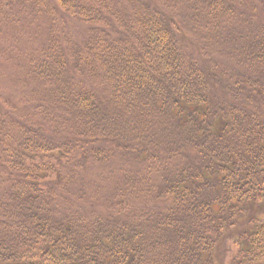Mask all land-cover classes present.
<instances>
[{
    "label": "trees",
    "instance_id": "obj_1",
    "mask_svg": "<svg viewBox=\"0 0 264 264\" xmlns=\"http://www.w3.org/2000/svg\"><path fill=\"white\" fill-rule=\"evenodd\" d=\"M260 2L201 0L197 8L188 7L185 16L194 24L204 18L208 34L218 27L238 38L226 41L237 53L234 75L219 74L215 82L209 79L215 74L204 78L196 62L191 77L183 68L175 35L183 28L195 32V26L173 17L176 2L140 3L121 16L114 0H0V23L8 21L9 4L46 18L47 44L29 59L26 76L47 85L49 102L80 120L86 132H109L115 107L133 116L149 115L152 107L162 122H170L154 132L161 138L147 141L151 160L162 165L156 167L159 179L147 177L136 183L142 189L130 192L145 206H127L116 192L97 205L82 203L83 210L84 195L75 201L69 194L74 172L68 168L79 163L83 155L75 148L84 145L95 160L105 161L107 151L92 147L99 139L75 148L72 141L38 140L13 107L6 112L0 106V264H264ZM56 12L92 27L75 53L59 44ZM76 77L101 80L107 107L100 110L106 104L90 88L78 87ZM217 84L223 93L212 91L221 103L208 95ZM125 137L116 139L121 153L132 151ZM162 146L165 157L155 154Z\"/></svg>",
    "mask_w": 264,
    "mask_h": 264
},
{
    "label": "rangeland",
    "instance_id": "obj_2",
    "mask_svg": "<svg viewBox=\"0 0 264 264\" xmlns=\"http://www.w3.org/2000/svg\"><path fill=\"white\" fill-rule=\"evenodd\" d=\"M11 1L4 0V3L7 4ZM249 1L253 6H262L261 0ZM145 2L159 6L162 0H114L113 6L114 10L116 8L117 11H120V15L123 11V14L127 16L134 5ZM174 2H176V10L173 17L181 22L184 19V25L192 24L193 27L195 26V32L183 28V32L175 35L182 47L180 49L183 53L182 64L184 70L188 72V76L191 77L194 74L196 68L194 62H196L200 74H203L204 78H206V73L213 72L215 78L209 79L215 82L218 81L219 74L223 76L234 75L236 71L234 59L237 57V53L231 49L226 41L231 38L238 39L236 35L230 36L226 30L218 27L211 30L214 33L208 34L205 27L208 29L209 25L204 18H199L194 24L188 16H185L188 7L189 10L197 8L201 0H169V6L171 7ZM46 4L54 9L52 3L47 2ZM8 6L6 8L8 21L0 23V106L6 112H10L8 107H13L15 109L14 115L20 119L22 124L33 129L34 134L39 137L38 140L42 136L55 144L72 141L75 148L93 140L92 138L99 139L93 142L92 147L107 151L108 156L106 155L105 161L95 160L91 155L92 150H87L84 145L82 150L75 148V151L83 155L79 163L72 164L68 168L75 173H71L69 176V178L74 177L68 187L69 194L75 201L80 195H84L79 204L81 209H87L86 206L82 205L85 202L86 205L87 203H96L97 205V202L103 198L113 199V194L116 192L123 195L124 203L127 206L136 208L145 206L143 199L135 194V196L130 194V192L139 189L140 186L136 183L143 182L147 177L154 182L159 179L160 173L158 171L161 169L156 170V167H162V165L151 160L150 144L147 141L151 139V135H156L154 132L159 134L163 124L168 125L169 120H164L163 123L161 120L165 118L156 115L152 107L149 115L143 113L141 116L139 114L130 115L125 109L115 107L109 113V117L114 120V124L108 127L109 132L102 134L103 137H100L97 130L91 133L86 132L80 120L70 116L63 108L57 109L55 105L49 102L50 92L47 85L26 76L29 59L37 58L47 44L46 30L49 24L47 25V22L44 21L46 18L43 15L35 18L28 6L20 10L14 4ZM54 21L57 27L56 34L60 39L59 44L71 53L80 50L76 48L80 47L83 41L87 39L88 32L92 27L58 14V12L55 14ZM230 27L237 29V24L233 23ZM190 67L194 68L193 72ZM70 73L75 74V71L71 70ZM74 81L78 87L90 88L106 104L100 110L107 107L108 100L105 98L107 90L102 86L101 80L89 81L85 77H76ZM215 89L222 91L217 84L214 87H209L208 95L216 97L218 103H221L222 98L212 91ZM67 91L69 89L63 92L66 93ZM67 96L70 97V94ZM4 101H8V103ZM38 105H41L39 110L36 109ZM114 129L118 131L112 133ZM121 136H126L125 138L129 140L126 143L132 151L125 153L118 151L116 139L120 140ZM156 136L160 137L159 135ZM164 137L173 139L170 134H165ZM140 141L144 146L140 144ZM162 149L163 146L155 154L161 153L160 157H165V152ZM146 160L147 162H143ZM148 161L152 164L150 165ZM106 203L105 201V208ZM147 205L155 207V203L150 200H148Z\"/></svg>",
    "mask_w": 264,
    "mask_h": 264
}]
</instances>
